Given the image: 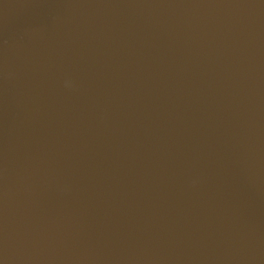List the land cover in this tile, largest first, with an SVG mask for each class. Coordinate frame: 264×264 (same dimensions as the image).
<instances>
[{"label":"water","instance_id":"water-1","mask_svg":"<svg viewBox=\"0 0 264 264\" xmlns=\"http://www.w3.org/2000/svg\"><path fill=\"white\" fill-rule=\"evenodd\" d=\"M0 264H264V0H0Z\"/></svg>","mask_w":264,"mask_h":264}]
</instances>
